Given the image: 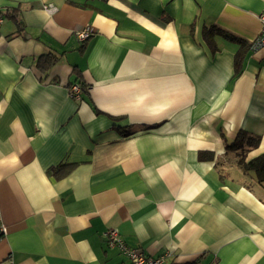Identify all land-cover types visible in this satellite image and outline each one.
Returning a JSON list of instances; mask_svg holds the SVG:
<instances>
[{
	"label": "crops",
	"instance_id": "obj_1",
	"mask_svg": "<svg viewBox=\"0 0 264 264\" xmlns=\"http://www.w3.org/2000/svg\"><path fill=\"white\" fill-rule=\"evenodd\" d=\"M56 9L48 12L44 6ZM264 0H0V264H264ZM216 25L246 43L214 35ZM89 25L79 41L75 31ZM54 58L45 70L38 58ZM79 83L81 99L67 87ZM74 164L60 179L48 174Z\"/></svg>",
	"mask_w": 264,
	"mask_h": 264
},
{
	"label": "trees",
	"instance_id": "obj_2",
	"mask_svg": "<svg viewBox=\"0 0 264 264\" xmlns=\"http://www.w3.org/2000/svg\"><path fill=\"white\" fill-rule=\"evenodd\" d=\"M2 15V14H0ZM3 17V16H2ZM203 39L208 44L211 52H215L218 48L214 43V35L220 34L231 41L238 42L241 46L233 55V67H234V74L233 77H236L241 71V61H242V48L245 47L246 43L242 41L240 38L236 37L233 34H230L223 29L219 28L218 26L212 24L208 27H204L203 31ZM54 62V58L50 57V59L45 58H38V65L42 67L43 70L46 67ZM259 143V136L255 134H248L245 131H239L236 135L235 139L233 140L231 146L235 148H239L238 153V164L244 171H252L255 174L256 181L258 183L264 182V151L249 158L246 160V153L258 146ZM74 167V164L60 162L56 166L50 167L48 169V174L52 175L56 179H60L65 177Z\"/></svg>",
	"mask_w": 264,
	"mask_h": 264
},
{
	"label": "built area",
	"instance_id": "obj_3",
	"mask_svg": "<svg viewBox=\"0 0 264 264\" xmlns=\"http://www.w3.org/2000/svg\"><path fill=\"white\" fill-rule=\"evenodd\" d=\"M48 12H53L56 8L52 5L44 6ZM261 21V30L258 36L249 44L250 49H258L264 46V13L259 15ZM3 21L0 15V24ZM92 34V29L89 25L83 26L81 29L75 31V35L79 41H85ZM68 94L75 100L81 99L82 88L79 83H71L68 87ZM7 232L6 226L1 220L0 214V237ZM105 243L108 248H116L125 259L122 264H167L170 258V252H164L158 256L145 255L140 249L128 245L119 232L114 228H108L103 233Z\"/></svg>",
	"mask_w": 264,
	"mask_h": 264
}]
</instances>
